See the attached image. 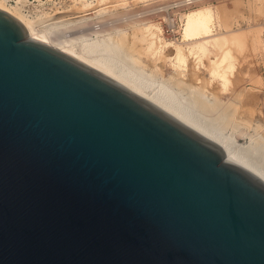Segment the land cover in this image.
I'll return each mask as SVG.
<instances>
[{
  "label": "water",
  "instance_id": "obj_1",
  "mask_svg": "<svg viewBox=\"0 0 264 264\" xmlns=\"http://www.w3.org/2000/svg\"><path fill=\"white\" fill-rule=\"evenodd\" d=\"M0 264H264V183L0 11Z\"/></svg>",
  "mask_w": 264,
  "mask_h": 264
},
{
  "label": "bare ground",
  "instance_id": "obj_2",
  "mask_svg": "<svg viewBox=\"0 0 264 264\" xmlns=\"http://www.w3.org/2000/svg\"><path fill=\"white\" fill-rule=\"evenodd\" d=\"M9 1L0 0V11L19 22L29 36L36 37L42 44L99 72L137 98L155 106L198 136L219 147L228 161L264 183V129H262L260 116L259 118L249 116L247 108H242V103L231 109L232 104L229 98L218 100L211 92L212 82L217 81L221 84L224 96L228 97L232 93L231 87L234 82L231 78L239 62L238 50L242 47V32L230 30L228 35L214 33L217 18H220L218 20L221 23L224 22L222 25L228 24L229 10L222 8L223 6L218 8L220 16H217L218 11L208 7L192 10L186 15L184 24L185 12L194 4L205 0H180L170 6V8L177 6L186 9L180 13L179 32L182 35L184 31L185 42H192L190 53L194 56L198 54L206 56L209 59V64L206 65L208 77L202 71L203 68L198 66L199 62L189 63L186 54L180 48H173L165 53L162 51L164 54L158 53V70L155 73L148 72V66L141 59L133 56L135 44L131 34L122 31L115 35L97 32L94 36L89 33L90 36L83 38L82 34L85 35L86 31H93L95 28L80 24L81 21L77 20L102 9L94 12L77 11L71 14L60 11L54 18L57 20L54 21L57 26L61 24V27L70 31L82 32L81 38L79 36L73 40L64 41L58 37L59 35L56 38L49 29L46 31L47 28L37 29L35 25L37 21L31 20L23 13L22 8L27 0H11L12 3L15 1L16 5L9 4ZM237 2L239 6L241 2ZM179 12L180 9H178ZM164 22L169 26L172 25L167 18ZM50 25H52L51 22ZM54 26L52 25V28ZM263 33L262 24L261 37L264 43ZM150 45L149 50L155 49L154 42ZM244 88L246 92L254 90L251 85H246ZM232 127L238 129L236 139L245 140V142L239 144L231 139L229 131Z\"/></svg>",
  "mask_w": 264,
  "mask_h": 264
},
{
  "label": "rangeland",
  "instance_id": "obj_3",
  "mask_svg": "<svg viewBox=\"0 0 264 264\" xmlns=\"http://www.w3.org/2000/svg\"><path fill=\"white\" fill-rule=\"evenodd\" d=\"M177 1L180 0H27V4L25 3L26 5H23L22 10L28 18L37 21L36 24L33 20L37 29L41 27V30H45L47 28L46 31L49 29V32L52 31L56 38L59 37L64 41H70L79 36L80 38L82 36L83 38L90 35L94 36L97 32L98 34L115 35L122 31L131 34L132 38L134 37L133 40L135 44V47H133V56L138 57L148 66V72L157 73L158 55L160 53H165L173 48H180L186 54L190 61H188L189 63L192 61L194 63L199 62L198 66L202 67V71L206 73V65L209 64V59L206 58V56L203 57L199 54L194 56V54L190 53L192 50V42L184 41V31L182 35H180L178 26L179 8H177V6H172L170 8V6L175 5ZM237 1L241 2L239 6ZM9 4L16 5L15 1L12 3L11 0ZM206 7L213 11H218L222 7L230 12H228L230 14V16L228 15L230 17L227 21L228 24L225 22L227 25H222L224 22L221 23V21L218 20L220 18H217L214 28L215 34L226 35L227 33L228 35L230 30H235L242 32L243 35L242 47L238 50L239 62L231 78L234 82V87H231L232 93L230 92L231 94H229L228 97L224 96L222 94L221 84L217 81L214 83L212 82L213 86L211 87V92L218 100H227V98H229L232 104L231 109L236 108L242 103V108H247L246 111L249 116L253 118H259L260 116L259 119L263 126L262 129H264V43L261 37L262 21L264 17V0L201 1L191 6L185 12L184 24L186 23V15H188L189 12ZM99 9L102 10L77 20L81 21L80 24H87L95 28L93 31H86V36L83 35L82 32H73L61 27V24L59 26L55 24L57 20L54 18L60 11H66L71 14L77 11L89 12L90 10L94 12ZM216 13H219L217 16H220L219 11ZM166 18L170 19L174 28L167 26L168 23L164 22ZM50 22L53 26L55 25L53 28ZM80 34H82V36ZM151 42H154L155 49L149 50L151 47L150 44H152ZM207 73L206 75L209 77ZM246 85H251V88L254 90L246 92L244 88ZM244 91L246 93H244ZM237 134L238 129L232 127L229 131L231 139L239 142V144L245 142V140H237L235 137Z\"/></svg>",
  "mask_w": 264,
  "mask_h": 264
},
{
  "label": "built area",
  "instance_id": "obj_4",
  "mask_svg": "<svg viewBox=\"0 0 264 264\" xmlns=\"http://www.w3.org/2000/svg\"><path fill=\"white\" fill-rule=\"evenodd\" d=\"M210 1H214V0H210ZM177 8H179L180 9V12L178 13V26H179V29H181V26H180V13L181 12H184L186 9L185 8H183V7H177ZM168 20H170V19H168ZM262 24H263V28H264V17H263V21H262ZM167 26H169V25H167ZM170 28H174V26H170ZM180 31V30H179ZM263 38H264V33H263Z\"/></svg>",
  "mask_w": 264,
  "mask_h": 264
}]
</instances>
